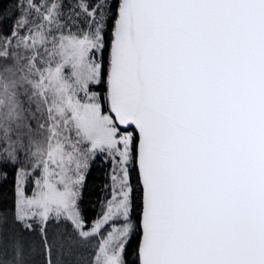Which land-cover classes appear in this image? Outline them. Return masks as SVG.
<instances>
[{
	"label": "snow or ice",
	"instance_id": "obj_1",
	"mask_svg": "<svg viewBox=\"0 0 264 264\" xmlns=\"http://www.w3.org/2000/svg\"><path fill=\"white\" fill-rule=\"evenodd\" d=\"M15 7L0 30V178L17 168L22 227L0 210V264H264V0ZM97 152L118 187L87 230L77 201Z\"/></svg>",
	"mask_w": 264,
	"mask_h": 264
},
{
	"label": "trees",
	"instance_id": "obj_2",
	"mask_svg": "<svg viewBox=\"0 0 264 264\" xmlns=\"http://www.w3.org/2000/svg\"><path fill=\"white\" fill-rule=\"evenodd\" d=\"M75 2L76 0H64L65 10H67V5L74 4ZM15 5L16 0H0V12L5 13L7 16V19L0 16V21H2L0 23V30L4 33L10 31L15 17L18 15V9ZM112 167V161L100 153L96 154L89 162V167L85 172V179L80 188V196L77 201L85 228L91 227L103 213L109 195V181ZM16 177L17 168L9 167L7 169L6 179L0 178V210L6 211L8 214L9 223L4 226L8 230L20 229L22 227L19 222H16L15 225L12 223L17 201ZM135 178L136 174L133 173V179L135 180ZM136 239L132 240L131 247L128 249V259L130 261L136 259Z\"/></svg>",
	"mask_w": 264,
	"mask_h": 264
},
{
	"label": "rangeland",
	"instance_id": "obj_3",
	"mask_svg": "<svg viewBox=\"0 0 264 264\" xmlns=\"http://www.w3.org/2000/svg\"><path fill=\"white\" fill-rule=\"evenodd\" d=\"M98 153L104 154L108 159H110L112 161V159L109 158L106 153L97 152V154ZM112 165H113V161H112ZM113 167H114V165H113ZM113 167H112L110 181H109V195L107 197V200H106V203H105V207L103 209V213L99 217V219H97L96 221L101 220L103 218L104 214L107 212L108 203H109V201H111L113 199V189H114V187H118V182L114 184V181L112 179ZM35 179H36V176L33 173L24 182L22 190H23V193H24L25 196L32 197L33 194L37 191L36 184H35ZM95 222L92 224L91 227L86 228V229L90 230L94 226ZM122 222H123L122 219L121 220H116V221H111L110 220L108 223L103 224L101 226V228L99 229V234L92 238L91 247L88 248L86 251H92L95 248V246L99 243L100 239L102 237L106 236L107 233L112 230L113 226H117L118 227V226H120V224ZM56 230H66V231L70 232V231H72V227H71V224L68 223V222H63L62 221L59 225H56L54 222L50 221L49 232L56 231ZM25 234L27 235V233H25ZM32 235L35 236L34 233ZM35 238L37 240L39 239L38 236H36ZM81 251H85V250L82 249ZM36 260H37V262H39V261L42 260V257L40 255H37L36 256Z\"/></svg>",
	"mask_w": 264,
	"mask_h": 264
}]
</instances>
